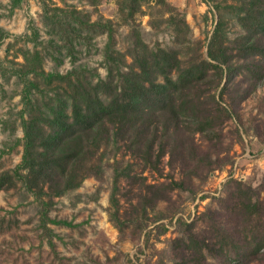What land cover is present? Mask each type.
Masks as SVG:
<instances>
[{"label":"rangeland","instance_id":"1","mask_svg":"<svg viewBox=\"0 0 264 264\" xmlns=\"http://www.w3.org/2000/svg\"><path fill=\"white\" fill-rule=\"evenodd\" d=\"M253 2L0 0V175L21 164L25 129L48 133L55 111L70 115L74 94L108 101L134 75L161 84L180 70L207 69L158 170L130 147L134 131L122 139L107 126L92 158L97 168L64 194L43 197L49 219L70 226L49 222L47 235L42 205L22 182L0 189V264H176L187 254L172 250L183 222L212 239L264 227V82L249 75L253 58L237 56L246 35L240 18ZM93 23L111 26L113 39ZM213 38L214 50L232 55V73L207 65ZM208 114L219 117L211 133L190 127L189 117ZM247 196L261 202L260 220L234 210ZM248 264H264V249Z\"/></svg>","mask_w":264,"mask_h":264},{"label":"trees","instance_id":"2","mask_svg":"<svg viewBox=\"0 0 264 264\" xmlns=\"http://www.w3.org/2000/svg\"><path fill=\"white\" fill-rule=\"evenodd\" d=\"M240 21L246 35L239 42L237 56L243 59L253 58L252 65H247L249 75L256 84L264 82V0H254ZM96 25L101 24L93 23L89 27ZM101 26L106 27L111 41L113 29L106 24ZM213 44L214 38L208 51L210 62H206L207 65L220 73L223 72V67L227 74L232 73V55L228 54L226 48L214 50ZM164 56L171 67L180 70L178 61L172 62L167 53ZM180 71L175 79L166 76L161 84H146L143 79L134 75L124 81L119 92L116 91L108 101H104L97 93L74 94L70 115L65 114V108L55 111L49 118L48 133L37 131L35 126L25 129L21 164L0 175V189L7 190L17 182H22L41 203L42 226L45 233L51 235L49 222L67 226L71 224L49 219L48 204L43 197L64 194L97 168L92 158L99 147L98 135L107 126H111L115 135L122 139H126L129 134L131 139L134 131L136 138L130 143V147H136L138 157L147 166L158 170L160 158L165 154L169 140L180 125L182 127L184 117L189 116L183 106L188 101L191 86L203 84L207 79L206 67ZM71 75L67 74L64 79L72 81ZM23 82L24 99L29 100V79L23 78ZM223 111L226 117H230L226 110H218L219 113ZM188 119L190 127L195 125L194 131L209 134L219 117L208 114L204 117L194 115ZM140 130L147 134L143 133V137V134L137 132ZM242 199L239 200V207L235 205L234 210L243 211L246 219L260 220L262 204L258 198L253 200L247 196ZM182 225L185 226L182 237L172 241V250L174 257L181 252L187 254L186 257L183 254L180 261H175L176 264H184L185 260L190 264H248L264 249V227L260 225L247 228L250 236L237 237L238 233L219 231L222 234H215L214 239L198 236L193 232L191 224L183 222ZM214 231L218 230L214 228ZM50 245L54 250L51 238Z\"/></svg>","mask_w":264,"mask_h":264}]
</instances>
